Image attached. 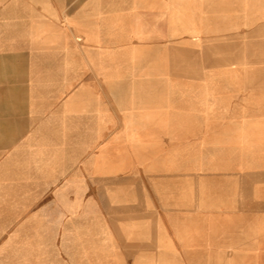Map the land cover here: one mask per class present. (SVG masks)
I'll return each mask as SVG.
<instances>
[{"label":"rangeland","instance_id":"rangeland-1","mask_svg":"<svg viewBox=\"0 0 264 264\" xmlns=\"http://www.w3.org/2000/svg\"><path fill=\"white\" fill-rule=\"evenodd\" d=\"M124 1L110 37L83 40L101 84L83 135L0 150V264H264V0ZM231 95L257 112L229 120L255 124L233 144L198 117Z\"/></svg>","mask_w":264,"mask_h":264},{"label":"crops","instance_id":"crops-1","mask_svg":"<svg viewBox=\"0 0 264 264\" xmlns=\"http://www.w3.org/2000/svg\"><path fill=\"white\" fill-rule=\"evenodd\" d=\"M124 2V16L136 14L131 1ZM140 7L146 10L148 5ZM120 11L116 0H0L1 151L22 135H83L85 87L101 85L83 76V40L110 37L104 34L114 32ZM143 32L133 37L146 38L147 31ZM54 39L62 42L57 45ZM106 85L114 87L115 80L108 79ZM92 95L99 100V95ZM236 97L250 99L244 95L220 97L210 106L205 107L204 102L207 111H198V117L204 119L226 120L212 127L220 132L211 134L228 135L224 141L231 144L255 124L229 120L257 117V112L225 109L228 99ZM218 107L221 109H211ZM98 117L99 111L92 118Z\"/></svg>","mask_w":264,"mask_h":264},{"label":"bare ground","instance_id":"bare-ground-1","mask_svg":"<svg viewBox=\"0 0 264 264\" xmlns=\"http://www.w3.org/2000/svg\"><path fill=\"white\" fill-rule=\"evenodd\" d=\"M143 33H144L143 30H140V29H137V30L134 31V35L135 36L143 35Z\"/></svg>","mask_w":264,"mask_h":264}]
</instances>
